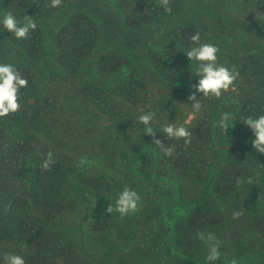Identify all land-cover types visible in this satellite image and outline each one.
Segmentation results:
<instances>
[{"label":"trees","instance_id":"1","mask_svg":"<svg viewBox=\"0 0 264 264\" xmlns=\"http://www.w3.org/2000/svg\"><path fill=\"white\" fill-rule=\"evenodd\" d=\"M49 3L0 0V20L11 12L37 24L18 40L0 23V63L27 79L20 96L30 100L0 118V192L2 179L38 180V150L62 166L51 178L54 208L39 213L24 198L25 215L39 222L23 228L21 247H40L50 227L83 236L75 264H264V154L243 123L264 115V0H170L171 13L157 0ZM196 32L219 48L218 64L239 73L218 99L197 92L199 113L188 100L198 65L185 53ZM148 112L171 157L144 133L138 117ZM224 112L233 117L226 134ZM169 123L188 128L191 143L164 136ZM125 187L140 195L138 211L107 213ZM237 210L243 215L233 219ZM96 222L108 224L104 240L92 237ZM201 231L221 241L219 260H206Z\"/></svg>","mask_w":264,"mask_h":264},{"label":"clouds","instance_id":"2","mask_svg":"<svg viewBox=\"0 0 264 264\" xmlns=\"http://www.w3.org/2000/svg\"><path fill=\"white\" fill-rule=\"evenodd\" d=\"M157 3L163 7L165 12H172L170 0H157ZM61 4L62 0H50L47 6L56 8ZM0 23H2L4 29H7L18 40L28 39L29 34L37 28V24L31 16H25L24 22L21 23L11 12L6 13L2 20H0ZM189 40L196 46L185 53L190 61L197 62L198 66L194 74L199 77V80L196 84L191 86L194 91L188 96V100L193 102L191 104L193 113H199L203 108V104L201 99H197L196 93H202L204 98L215 97L218 99L234 85V82L239 77V73L235 68L229 69L217 63L219 48L211 43H201L199 32L191 35ZM27 86V79L22 77V74L14 65L0 63V118L7 117L20 110V90L22 88H27ZM154 118L155 112H148L141 114L138 120L145 126L144 133L153 138V145L157 146L164 155L171 157L175 149L174 147L166 146L160 139L156 138V132L152 127ZM232 119L231 113L224 112L218 121V127L221 128L225 134L230 128L229 122ZM243 123L250 128L255 136V139L251 141L252 147L260 154H264V115H260L256 118L248 116L243 119ZM161 133L169 139H183L186 145L191 143L192 132L185 126H177L173 123H169L161 128ZM54 163L53 153L49 151L41 163V168L46 171L51 170V166ZM240 183L241 181L237 180V185ZM247 183L249 185L253 184L252 179L248 178ZM140 200L141 197L136 191L125 187L124 190L119 193L114 204L112 202L108 204L105 211L110 214L116 212L121 217H125L130 213L138 211ZM10 207L11 206L8 205V209H10ZM242 215L243 212L237 210L233 212L232 218L238 219ZM197 237L208 245L206 260L209 262L219 260L221 257L219 251L221 241L216 238L214 233L201 231L197 233ZM3 259L5 264H26L23 256L17 254H5ZM231 264H238V262L234 258Z\"/></svg>","mask_w":264,"mask_h":264},{"label":"rangeland","instance_id":"3","mask_svg":"<svg viewBox=\"0 0 264 264\" xmlns=\"http://www.w3.org/2000/svg\"><path fill=\"white\" fill-rule=\"evenodd\" d=\"M134 1L137 4H140L143 0ZM136 10L137 13L140 14L141 18V13L144 14L141 11L143 9L136 7ZM172 77L175 78V76ZM176 82L180 85L185 82V78L179 77V80ZM19 99L21 106H25L30 103V100H27L24 96H20ZM192 119L193 116H190L188 121ZM51 129L53 131L55 130V128L50 126V130ZM54 133H57V130H55ZM50 138H52V135ZM47 153L48 151L45 150L40 153L39 150L36 152L38 163L37 167H39L36 171V175L38 176V180L36 182L31 181L28 184H24L22 181L16 183V181L7 182L2 179L6 183L4 184L6 190L0 192V264H5L3 259L5 254L21 255L25 259L26 264H75V260H81L77 245L78 242L84 238L83 236L81 237L79 233V235H72L67 230L63 231L61 229V234H59L52 232V228L49 227V231H47L45 239L40 247H21L27 230L35 228L36 223L39 222V220H34V218L29 217L28 219L25 215L26 208H23L24 201H26L25 199L28 198L31 200L35 206L39 208V213H43V210H50L51 207L54 208L57 204V202L53 201L57 198L56 195L52 193L51 178H53V175L57 170H62V166L57 158L53 156L55 163L51 166V170L46 171L42 169L41 163L45 159ZM56 186L59 188V181H57ZM8 205L11 206L10 209H8ZM29 216H35V214H29ZM26 224L27 227L25 226ZM88 227L93 239H103L105 231L108 229V224L96 222L92 226L89 225ZM23 228H26V232L23 231ZM101 242H98V244L101 245ZM106 248V245H101L102 252H104Z\"/></svg>","mask_w":264,"mask_h":264}]
</instances>
